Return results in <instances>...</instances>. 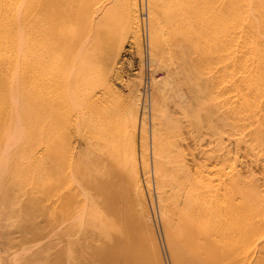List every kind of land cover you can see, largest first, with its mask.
I'll use <instances>...</instances> for the list:
<instances>
[{
  "label": "rangeland",
  "instance_id": "obj_1",
  "mask_svg": "<svg viewBox=\"0 0 264 264\" xmlns=\"http://www.w3.org/2000/svg\"><path fill=\"white\" fill-rule=\"evenodd\" d=\"M94 1H102L103 6L101 14L91 20L84 5ZM78 2L70 21L60 26L66 40L64 52L51 57L54 69L49 82L56 79L58 83L50 82L49 88L50 84L60 87L52 93L47 88L49 94L46 89L40 99L37 85L21 90L4 82L0 106L6 108L7 115L2 113L4 120H0V264H113L109 258L115 248L113 242L91 231L97 217L113 210H123L136 227L147 264H177L161 208L150 192L152 181L147 164L153 159L152 130L185 157L195 154L199 145H209L220 156V165H235L238 176L247 185H251L248 179H254L258 191L263 189L264 151L250 148L253 140L248 127H229L232 119L221 107H217L213 124L205 116L199 91L193 87L195 79L204 80V73L192 74L189 65H182L194 54L173 39L175 28L167 19H156L157 11L162 16L174 5L163 0ZM163 4L166 7L162 8ZM152 18L157 23L156 33ZM156 36L163 43L162 50L155 45ZM67 63L68 69L59 72L60 65ZM55 71L57 75H53ZM40 106L46 107V112L39 111ZM33 108L34 112L29 113ZM67 112L76 114V120L63 132L59 125ZM91 128L98 134L106 132L108 154L116 153L124 166L117 178L107 168L110 181L105 187L106 203L103 197L89 193V181L81 176L90 162L91 147L85 140ZM133 136L138 167L135 171L130 165ZM60 141H64L73 162L79 164L74 181L84 194L78 195L81 206L73 209L51 204L57 175L47 152ZM261 151L263 154L256 160ZM116 196L118 204L111 201ZM112 216L118 218L120 227L122 216ZM259 232L260 229L254 233V238ZM255 242L254 239L251 248ZM118 247L121 257L120 251L126 246ZM259 264H264V257Z\"/></svg>",
  "mask_w": 264,
  "mask_h": 264
},
{
  "label": "bare ground",
  "instance_id": "obj_2",
  "mask_svg": "<svg viewBox=\"0 0 264 264\" xmlns=\"http://www.w3.org/2000/svg\"><path fill=\"white\" fill-rule=\"evenodd\" d=\"M163 2L174 7L162 16L157 11L156 19H167L175 28L173 39H178L180 45L183 43L194 54L189 62L181 64L189 65L192 74L196 71L204 73V80L195 79L193 87L199 91L198 98L205 106L209 122L213 124L217 107H221L232 119L229 127L235 128L237 124L248 127L253 140L250 148L260 147L264 151V0ZM78 3V0H0V100L4 82L21 90L37 85L41 89L39 98L43 99L44 91L50 87L48 76L54 69L51 59L56 52H64L66 40L60 26L66 20L70 21ZM165 4L162 8L166 7ZM102 6V1H94L85 3L84 9L93 20L101 14ZM152 7L157 10L154 3ZM156 24L152 18L153 33H156ZM160 31L158 26L157 33ZM156 39L155 45L161 48L163 43L158 41L157 36ZM68 65H60L59 72L68 69ZM59 75L62 76L61 73ZM55 77L51 76V79ZM64 79L61 80L64 82ZM52 81L57 82L56 79ZM50 85L51 93L60 87ZM46 91L49 94V90ZM41 109L46 112V107L38 110ZM33 112L34 108L30 109L29 113ZM0 113V120H4L2 113L7 115L6 108L0 106ZM73 119L76 120V114L70 112L60 125L58 120L59 130L65 126L68 129ZM215 128L213 125V130ZM63 132L58 133L64 137ZM98 132L91 128V134L85 140L91 147L90 162L81 176L89 181V193L103 197L106 203L105 187L110 181L107 173L110 171L114 177H120L124 166L116 153L108 154L106 143L109 136L104 135L106 132ZM150 136L153 158L147 164V175L152 181L150 192L161 208L177 264H259L264 257V179L261 183L263 189L258 191L255 180L248 179L251 185H247L231 162L227 166L220 165V156L209 145H199L195 154L189 153L185 157L154 129ZM63 142L55 143V149L50 147L54 152L53 160L51 151L48 149L47 152L51 156L47 157L49 162L55 164L53 168L57 175L51 204L67 205L73 209L81 206L78 195L84 192L74 181L79 164L73 162ZM134 145L133 136L130 165L135 171L138 167ZM262 151L256 154V160L263 154ZM117 199V196L112 198V203L118 204ZM117 211L97 217L91 231L102 236L101 239L113 242L115 248L109 257L113 264H147L136 227L126 218L123 210L120 214ZM114 213L122 216L120 227L116 223L118 218L112 216ZM254 239L256 242L251 248ZM124 245L126 248L122 247L119 257L121 248L118 246Z\"/></svg>",
  "mask_w": 264,
  "mask_h": 264
}]
</instances>
